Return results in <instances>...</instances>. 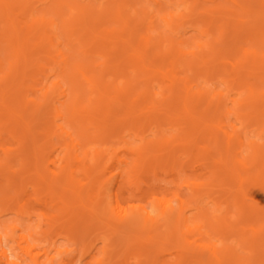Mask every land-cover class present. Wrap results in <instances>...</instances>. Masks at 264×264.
I'll use <instances>...</instances> for the list:
<instances>
[{"label": "bare ground", "instance_id": "obj_1", "mask_svg": "<svg viewBox=\"0 0 264 264\" xmlns=\"http://www.w3.org/2000/svg\"><path fill=\"white\" fill-rule=\"evenodd\" d=\"M136 109L148 115L129 119ZM3 132L19 146H1L0 208L14 203L30 219L31 199L48 195L83 241L81 264H110L119 252L136 264H264V0H0ZM111 138L134 162L112 145L84 147ZM182 155L207 173L186 180L190 194L174 192V203L153 195L150 210L125 207L104 192L110 164L118 171L108 184L121 189L136 168L182 170ZM100 232L95 257L88 241ZM31 234L20 235L22 252L42 264ZM4 235L0 258L14 264ZM167 247L175 262L162 259Z\"/></svg>", "mask_w": 264, "mask_h": 264}, {"label": "rangeland", "instance_id": "obj_2", "mask_svg": "<svg viewBox=\"0 0 264 264\" xmlns=\"http://www.w3.org/2000/svg\"><path fill=\"white\" fill-rule=\"evenodd\" d=\"M177 1V0H172ZM199 3H203L204 0H198ZM35 5H41L39 2H36ZM186 36L192 38V34L196 32L190 30L188 27L186 28ZM62 40H65L62 37ZM65 46H62L64 49ZM112 48V47H110ZM104 59L102 57L98 58V62H102ZM110 77L108 74L106 78ZM221 86V85H220ZM36 94L30 93V97H34ZM148 115L146 110H138L136 109L132 114H129L128 118L133 121H140L143 120L145 116ZM89 126H95V121L93 124H89ZM251 128V127H250ZM249 128V129H250ZM93 130V129H92ZM126 132L127 130H123ZM148 134V137H152V134L149 130L145 132ZM172 133V130H167V134L169 135ZM130 141H132L133 145L140 144V140L134 139V136L131 138L127 136ZM0 158L4 157V153L1 150V146L9 147L12 149H18V137L10 134L8 132H3L0 135ZM54 144L57 146L60 144L58 142V138L54 137L53 139ZM112 145L116 152L119 155H126L129 157L131 161L134 162L135 156L129 154L117 141V138H111L106 143L104 142H95L91 141L85 148H103L105 146ZM12 151V154L18 153V150ZM46 153H50V158L58 159V156H62V152L60 150H54L50 152V149L45 150ZM164 151L158 152L163 153ZM181 152L178 153V155ZM180 162H184L185 165L181 170L180 164H177L174 169H170L169 167L162 168L158 167L154 171L143 172L142 168H136V171L133 173L132 180L129 184L124 185L123 188L118 189L116 186H110L108 184V179L112 175L117 174V164H110L108 168L105 170L102 169L100 171V180H105V189L104 192H108L111 195L117 193L118 197H124L123 205L127 207V201H129L132 205H143L148 210H150L153 206L154 196H165L167 199H170L174 203L173 193L178 191L181 195H189L190 190L186 185V180H192L194 178L204 176L206 174V169L204 166L197 165L191 160H188L186 155H182L179 158ZM178 161V162H179ZM17 161L13 163V169L18 168ZM59 161L56 162L58 164ZM43 162L41 163V165ZM52 164H49V167H52ZM156 172V174H154ZM46 175H49V172L46 171ZM78 176L82 178V181H86L85 176L82 173H78ZM98 176V175H97ZM96 176V177H97ZM136 179V180H135ZM29 194H33V185L31 183H27L26 185ZM106 190V191H105ZM215 194L213 195H220L221 191L220 188L214 189ZM146 194V196H145ZM127 200V201H124ZM208 199H206L207 201ZM55 202V201H54ZM53 201H51L47 196H44L41 201L37 202L31 199L30 206L31 211L33 212L30 219L26 217L19 216L15 213L14 209L15 204L12 203L10 205H6L5 207L0 208V231L4 232L5 235L3 238L10 236L6 240V249L13 248L14 253L8 254L9 260H14V264H30V257L25 255L22 252L21 247L24 245L23 240L20 239V235L25 233L27 230L32 233L31 237L28 238L29 242L33 241L35 246L32 248V253H38V259L42 264H49L48 259L50 257H54V262L58 263L61 260L72 259V261L68 264H81L84 260H82V239L80 236H75L73 230H69V224L66 223L67 215L64 211H59L55 206ZM208 208L211 210V204H207ZM234 211V208H231V211ZM39 213H43L44 215H39ZM50 215H58L57 219H51ZM21 223L19 226L20 229L12 230L11 227L13 224ZM52 223H55L53 226ZM5 228L3 229V227ZM29 226V227H27ZM102 232L95 233L90 239L89 243L93 242L95 244V249L92 251V254H95V257H100L102 254ZM2 238V239H3ZM110 249V246H108ZM168 250L163 253L162 259H165L169 262H175L178 252L176 248L167 247ZM170 248V249H169ZM68 250L67 252L59 253L60 250ZM170 252V253H169ZM109 255H111L109 250ZM118 256L111 257L110 264H116V258L120 259L121 261L125 258L128 264H136V256L134 254L124 255L122 252L117 254ZM90 256L87 255L85 259H89ZM82 260V261H81ZM109 260V259H108ZM4 258H0V264H5Z\"/></svg>", "mask_w": 264, "mask_h": 264}]
</instances>
